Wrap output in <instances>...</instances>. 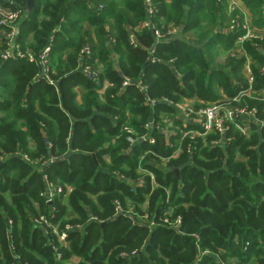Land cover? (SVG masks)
Segmentation results:
<instances>
[{"label":"trees","instance_id":"16d2710c","mask_svg":"<svg viewBox=\"0 0 264 264\" xmlns=\"http://www.w3.org/2000/svg\"><path fill=\"white\" fill-rule=\"evenodd\" d=\"M237 1L264 28V0ZM149 5L150 15L144 0H34L18 21L24 54L0 57V264H264V41L227 30L243 23L227 0ZM173 27L156 40L154 29ZM48 43L46 77L38 56ZM184 100L254 110L249 133L230 124L213 145L218 132L182 136L201 132L182 119L171 131L145 127ZM43 176L60 185L51 204Z\"/></svg>","mask_w":264,"mask_h":264},{"label":"built area","instance_id":"2783aa9c","mask_svg":"<svg viewBox=\"0 0 264 264\" xmlns=\"http://www.w3.org/2000/svg\"><path fill=\"white\" fill-rule=\"evenodd\" d=\"M144 2L147 3L149 0H144ZM231 6L234 7V2L231 3ZM26 5L21 4L18 0H0V57L2 59H7L8 57H14V56H21L24 53L21 52V47L19 43L16 41V36L19 32L18 28V21L23 17L24 11H25ZM93 8L95 10H101L103 8L102 4L93 5ZM146 10L148 13H151V9L146 7ZM150 23L145 21L142 25L143 26H149ZM135 30H140L138 26L135 27ZM177 31V28H176ZM175 28H169L164 34H161V32L157 29H154V35L156 37V40L159 41L160 39L164 38L167 35H173L176 33ZM130 42L133 45L137 44V40L133 34L130 33ZM245 36L242 37V40ZM2 47V49H1ZM50 50V44H46L44 48L40 51L38 59L42 66L43 72L46 74L49 71L48 67V54ZM153 52V50H151ZM89 53V46L84 45L79 52V56H85ZM26 54L30 59H33V56L31 54L30 50L26 51ZM152 61L155 60V58H151ZM248 69V68H247ZM249 70V69H248ZM84 72L87 73L90 77H95L96 72L91 71L88 69V67L84 68ZM249 80H251V76L249 77ZM132 81L128 77L123 78L122 86H127ZM136 83V87L142 91L145 92L147 89V85L142 83L140 80H138ZM145 104H150L151 106L154 105L156 102L154 99L149 98L148 96H145ZM188 102V103H187ZM185 102L186 106L183 108V121L188 124H197L201 132L197 133L195 130L190 131H183L181 130L182 136H189L191 139L194 138L196 134H200L201 136L205 135L206 133H209L211 131H216L219 133L220 138L219 139H212L211 144H218L221 142V140H224V136L226 134V131L229 128L230 124H234L236 127L239 128L238 123L243 120V117L245 115L250 116L254 113V110H248L245 107H238L234 104H231L229 102H216L213 104H206L205 107H202L200 109H194L193 106L190 104L189 101ZM188 105H191L190 107ZM253 116V115H252ZM177 120V119H176ZM154 121H150L149 124H146L145 127L148 128L153 124ZM124 130L129 133V136H127L129 142H133L136 138H133L130 133H133L132 130H130L128 127H124ZM173 133V132H171ZM143 139V137H142ZM152 142L153 139H150ZM188 151L190 150V145H188ZM60 191V188L58 189ZM43 194L47 195V198H49V201L51 200L49 196V192H43ZM53 194V193H52ZM115 207L117 210L120 209L119 203L115 202ZM40 217V216H39ZM36 218V222H41L43 220L42 218ZM166 220V219H165ZM66 235L65 232L61 233V238ZM247 244V243H246ZM135 251H132L131 254H133ZM122 255H125L122 253ZM57 258H59V254H57Z\"/></svg>","mask_w":264,"mask_h":264},{"label":"rangeland","instance_id":"374dc122","mask_svg":"<svg viewBox=\"0 0 264 264\" xmlns=\"http://www.w3.org/2000/svg\"><path fill=\"white\" fill-rule=\"evenodd\" d=\"M231 3H233V1L232 0H230L228 3H227V11L228 12H232L233 10H237L238 8H237V6L235 5L234 7H232L231 6ZM26 5V4H25ZM264 6V5H263ZM148 8H150L151 9V7H150V5H149V2L147 3V9ZM146 12L148 13V11L146 10ZM149 14V13H148ZM150 14H152V9H151V13ZM149 14V15H150ZM145 21H147L148 23H150V20H145ZM144 21V22H145ZM144 22H142V23H140L139 25H137L138 26V28H141L142 27V25H143V23ZM238 26H241V27H245V25L243 24V23H239L238 21H237V19L236 18H233L232 20H231V24L229 25V27H230V30L229 31H231V29H233L234 27H238ZM173 28H175V31H176V27H173ZM181 29V28H180ZM127 30H128V32H129V34L131 33V34H133V28L131 27V26H127ZM246 34H247V32H245V34H244V38L243 39H250V37H249V35L248 36H246ZM134 35V34H133ZM190 38H194V36L193 35H190ZM252 38H256V37H252ZM239 41H242V37H240V39H239ZM263 41H264V38H263ZM237 42H238V40H237ZM238 43H240V42H238ZM44 48V47H43ZM258 48L259 49H262V48H264V46L263 45H259L258 46ZM27 50H30V49H27ZM31 51V50H30ZM224 57H225V54L224 53H222V54H220L217 58H216V62H223V60H224ZM245 70H246V67H245ZM49 72V71H48ZM48 72L45 74V76L46 77H48ZM247 76V75H246ZM248 77V76H247ZM236 99V98H235ZM187 101H189L190 102V104H191V101L190 100H184V101H181V102H178V103H176V108H177V110H178V112L177 113H175V114H173L171 117L169 116V115H166V114H164V113H162V114H160L159 115V118H160V122H153V124H156V126L157 127H160V125H164V127L161 129V130H164V131H171L172 130V125H173V121H175L176 119H182L183 120V108L187 105L185 102H187ZM219 101V100H218ZM218 101H212V102H206L205 103V105L204 106H202V107H205L206 106V104H213V103H216V102H218ZM188 103V102H187ZM186 104V105H185ZM189 107L191 106V105H188ZM202 107H199L198 109H200V108H202ZM197 109V110H198ZM248 110H252V109H248ZM252 115H254V113L253 114H251L250 116H246V119H244V120H242L241 122H239L238 123V126H239V130H241L244 134H248L249 133V121H250V118H251V116ZM152 121H154V120H152ZM152 124V125H153ZM144 138V137H143ZM141 140H143V139H141ZM136 141V139L133 141V142H131V144L132 143H134ZM153 163V162H152ZM164 163H165V160H164V162L162 163V166L164 165ZM141 173H142V171H140ZM144 173H145V171H144ZM44 177V184L46 185V189L45 190H42L41 191V193L40 194H43V192H49V196H52V193L53 192H60V191H58V189L60 188V185H58V186H54V185H51V183H49L48 182V180H47V178H46V176H43ZM142 179V177H140V179H138L139 180V182H143V180H141ZM70 189L71 188H67V192H70ZM46 201L49 203V204H51L50 202H51V200L49 201V198H47L46 199ZM49 209L51 210V212H53V207L50 205V207H49ZM117 210V209H116ZM121 210V207H120V209L118 210V211H120ZM40 215H38V216H36L35 218H33V221L34 222H36L35 221V219L36 218H38L39 216V218H42V214L41 213H39ZM70 215L72 216V214H71V212H70ZM40 223V225L41 226H43V225H45V223H46V218H45V216H43V220L41 221V222H39ZM42 223H43V225H42ZM49 225H50V223H49ZM71 226L69 225V224H66L65 225V228L67 229V228H70ZM53 231L57 234V237H58V240L61 242V243H64V238H65V236L63 237V239L61 238V233H58L57 232V230H56V228L55 227H53ZM51 247H52V250H53V246L52 245H50ZM70 261V260H69ZM69 261H67L65 264H67ZM231 264H235V262H232Z\"/></svg>","mask_w":264,"mask_h":264},{"label":"crops","instance_id":"0c3cea01","mask_svg":"<svg viewBox=\"0 0 264 264\" xmlns=\"http://www.w3.org/2000/svg\"><path fill=\"white\" fill-rule=\"evenodd\" d=\"M230 0H227V3ZM234 2V5L237 6L238 10L241 11L242 15H243V24L245 25V30L247 32L246 36L249 35L250 38L252 37H256L259 38L261 40H263L264 38V28H256L252 25L251 23V17H250V12L246 9V7L237 0H232ZM83 29L89 32H92V26L88 23V22H84L83 23ZM227 30H230V27L227 28ZM245 74L248 76V78L251 76L250 71L246 68V70H244ZM245 115L243 117V120L246 119ZM74 262V259L72 258L67 264H72Z\"/></svg>","mask_w":264,"mask_h":264},{"label":"water","instance_id":"95a60500","mask_svg":"<svg viewBox=\"0 0 264 264\" xmlns=\"http://www.w3.org/2000/svg\"><path fill=\"white\" fill-rule=\"evenodd\" d=\"M33 5H34V0H26V8H25L26 13L30 12V10L32 9ZM174 171L176 173H178V169L177 168H174ZM49 247L52 250V247L50 245H49Z\"/></svg>","mask_w":264,"mask_h":264}]
</instances>
